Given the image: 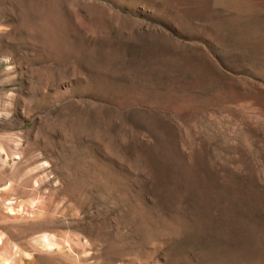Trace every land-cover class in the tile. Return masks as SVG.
<instances>
[{"label": "rangeland", "instance_id": "1", "mask_svg": "<svg viewBox=\"0 0 264 264\" xmlns=\"http://www.w3.org/2000/svg\"><path fill=\"white\" fill-rule=\"evenodd\" d=\"M0 236V264H264V0H0Z\"/></svg>", "mask_w": 264, "mask_h": 264}, {"label": "bare ground", "instance_id": "2", "mask_svg": "<svg viewBox=\"0 0 264 264\" xmlns=\"http://www.w3.org/2000/svg\"><path fill=\"white\" fill-rule=\"evenodd\" d=\"M9 203L11 204L12 202L10 201ZM6 205H7V203H6ZM11 208H12V207H6L5 210H8L9 212H11V211H12ZM13 210H14V209H13ZM22 211H23V210H22ZM2 236H3V235H2ZM46 236H47V234H46ZM46 236H45V237L43 236L44 238L42 237V240L44 241V243H43V241H42V243H43L45 246H48V247H49L50 245H52V244L50 243V240H51V239L49 240V237H46ZM0 241H1V236H0ZM53 247H54V246H53ZM51 248H52V247H51ZM48 249H50V248H48Z\"/></svg>", "mask_w": 264, "mask_h": 264}]
</instances>
